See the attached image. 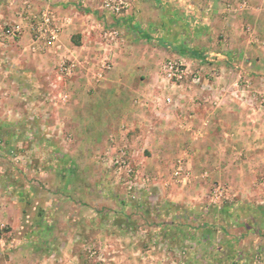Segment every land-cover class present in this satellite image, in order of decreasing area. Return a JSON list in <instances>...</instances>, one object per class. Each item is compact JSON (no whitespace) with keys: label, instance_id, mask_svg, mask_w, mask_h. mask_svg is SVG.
I'll use <instances>...</instances> for the list:
<instances>
[{"label":"rangeland","instance_id":"374dc122","mask_svg":"<svg viewBox=\"0 0 264 264\" xmlns=\"http://www.w3.org/2000/svg\"><path fill=\"white\" fill-rule=\"evenodd\" d=\"M137 2L132 0V11L123 18L106 16L99 6L80 8V14L97 12L94 18L86 14L87 19L76 17L79 22L73 23L72 28H77L83 21L90 22L88 36L83 41L78 36L61 43V34L54 55L62 44L71 48L74 44L80 76L97 85L114 68L134 82L133 75L140 73L144 62L153 68L158 63L160 74L164 62L182 60L202 78L223 81L213 85L210 97L204 96L206 101L195 99V105L228 109V119L235 120L238 112L256 110L262 116L251 120L256 119L263 130L264 69L254 59L247 66L239 58L235 61L229 54L214 51L201 53V58L190 53L166 58L160 51L162 26L167 27L160 5H152L151 0ZM192 4V12L198 16L187 23L197 29L202 27L198 17L204 19L205 7ZM70 29L65 27L62 33ZM222 39L215 40L228 43ZM60 56L69 55L67 51L55 55L57 63L64 58ZM100 60H108L112 66L105 79L96 83L91 75ZM10 71L18 75L17 69ZM12 80L0 79V238L7 239L0 246V252L7 250V254L0 253V264H241L237 253L251 255L255 244L248 237L264 228V163L251 167L244 176L236 160L222 164L217 158L222 147L216 143L210 145L214 159L207 161L191 157L187 148H164L151 160L147 149L133 145L136 129L129 130L116 140L129 146L132 165L138 171L136 186L128 189L102 159L109 152L110 140L118 136L115 133L107 132V143L101 148L95 146L97 138L89 142L92 148H80L72 135H66L60 147V138L57 144L55 136V154L49 156L52 163L39 158L33 148L38 137L33 139L32 117L19 125L18 104L10 109L5 105L16 87ZM28 100L25 106L32 105ZM2 122L9 125V131L3 130ZM46 161L49 166L44 165Z\"/></svg>","mask_w":264,"mask_h":264},{"label":"crops","instance_id":"0c3cea01","mask_svg":"<svg viewBox=\"0 0 264 264\" xmlns=\"http://www.w3.org/2000/svg\"><path fill=\"white\" fill-rule=\"evenodd\" d=\"M151 1L152 5H160L162 21L164 26H167L165 29L162 26L164 35L160 50L166 58L187 53L193 58H201V53L214 51L229 54L228 57L234 58L235 61L239 58V61L243 60L247 66H250V60L254 59L252 62L264 69V0ZM167 2L173 4V9L166 5ZM192 3L203 4L205 7L202 10L206 16L204 19L198 17L202 27L197 29H192L187 23V20L195 19L194 15L198 16L196 12H192ZM84 6L93 9V6H99V0H0V32L6 25L14 23L19 25L22 34L13 42L0 43V79L10 82L12 78L13 85H16L12 87L5 105L10 109L18 104L15 115L21 119L19 125L24 122V118L32 117L33 139L38 137L33 140V148L39 158L50 160L55 154L52 153V139H55V136L56 143L60 138V147L64 144L63 138L72 135L80 148H92L89 142H95L96 138L98 140L95 146L101 148L107 143V132L108 135L115 133L118 135L116 138H119L121 129L126 127L132 132L136 129L137 135L133 145L137 149H147L150 154L148 158L151 160L156 159V151L164 148H187L191 157L207 161L213 158L210 145L216 143L222 147L221 153L217 155V158L223 161L222 164L236 160V165L243 170L244 176L251 167L264 163V129L261 130L256 119L251 120L256 116L261 118L262 115H258L256 110L241 111L237 113L236 120L228 119V109H209L203 106L205 104L199 103L195 105V99L202 97L203 102L204 96L208 95L209 98L212 91L204 90L190 81L179 86L176 83L171 84L158 74V63L153 68L148 62H144L145 66L139 68L140 73L133 75L136 79L134 82L122 77V72L114 68L103 84H89L90 79H87V76H80L81 68L78 66L71 77L59 79L55 55L67 51L69 56L60 58L74 59L76 47L74 44L72 48L62 44V49L55 55V43L45 50H34L31 40L32 16H39L42 11H50L59 18L69 19L70 24L66 28L71 29L65 34L61 33V43L66 42L68 38L71 40V37L77 39L78 36L83 41L88 36L86 31L90 22L83 21L77 28H72L76 25L73 23L79 22L76 17L87 19L85 16L89 14L94 18L97 13L96 10L78 13L77 10ZM103 13L109 16L108 13ZM142 18L149 20V16ZM216 38H223V41L227 39L228 43H218ZM196 40L198 42H195ZM236 54L238 56H231ZM25 68L26 73L23 72ZM29 68L31 73L27 74ZM13 69H17L18 75L10 71ZM213 81L212 89L213 85L223 82ZM187 86L192 91L187 92ZM193 88L197 89L198 93L193 91ZM129 90L132 92H128ZM165 90L167 94L164 93ZM59 93L67 94L68 99L65 102L60 100ZM168 95L172 100L169 106L166 104ZM27 100H32V105L29 103L25 106L24 102ZM156 101L159 102L158 106H155ZM3 125V130L9 131V125L7 126L6 122ZM76 134L78 136H74ZM96 134H99L98 137ZM44 165L49 166L47 161ZM260 229L248 237V241L251 239L255 244L251 255L245 252L235 255L237 260L242 258L241 264H264V228ZM5 240L7 239L0 238V246L5 244Z\"/></svg>","mask_w":264,"mask_h":264},{"label":"built area","instance_id":"2783aa9c","mask_svg":"<svg viewBox=\"0 0 264 264\" xmlns=\"http://www.w3.org/2000/svg\"><path fill=\"white\" fill-rule=\"evenodd\" d=\"M99 6L101 10L109 15L123 18L127 17L132 11V0H99ZM68 24H70L69 19L59 18L50 11H42L39 16H32L31 40L33 49L41 51L51 47L58 40L60 34ZM21 35L19 25L14 23L6 25L1 29L0 43L7 44L8 42H13L19 39ZM76 66H78V63L71 57L59 59V62L56 64V73L59 79L71 77L75 72ZM110 66H112L110 61L100 60L97 65V71L91 75L92 80L96 83L102 82L105 79V75L111 69ZM160 74L171 84L176 83L179 86V84L181 85L184 82L190 81L193 85L202 87L204 90H213L211 81L202 78L198 73L191 72L189 65L182 60H169L164 62L160 67ZM59 99L65 102L68 99V95L59 93ZM157 100L160 101V98L157 97ZM166 103L172 104V100L167 98ZM158 105L159 102L156 101L155 106ZM121 130L119 139H123L129 133L126 127ZM116 140L117 138L110 140L112 143L108 151H111V154L109 152L107 154L105 153L102 159L109 162L112 168L115 169L114 175H119L116 178L124 182V185H127V188L130 189L136 186L138 171L132 165L129 146L125 145L126 143L117 144ZM106 155L108 157H105Z\"/></svg>","mask_w":264,"mask_h":264}]
</instances>
